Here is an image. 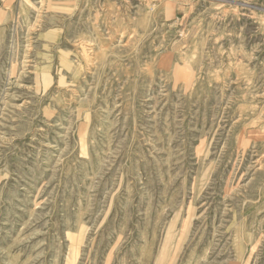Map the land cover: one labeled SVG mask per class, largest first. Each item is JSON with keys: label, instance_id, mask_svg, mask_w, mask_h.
<instances>
[{"label": "rangeland", "instance_id": "obj_1", "mask_svg": "<svg viewBox=\"0 0 264 264\" xmlns=\"http://www.w3.org/2000/svg\"><path fill=\"white\" fill-rule=\"evenodd\" d=\"M0 1V264H264V0Z\"/></svg>", "mask_w": 264, "mask_h": 264}, {"label": "built area", "instance_id": "obj_2", "mask_svg": "<svg viewBox=\"0 0 264 264\" xmlns=\"http://www.w3.org/2000/svg\"><path fill=\"white\" fill-rule=\"evenodd\" d=\"M2 9V3H1V1H0V10Z\"/></svg>", "mask_w": 264, "mask_h": 264}]
</instances>
